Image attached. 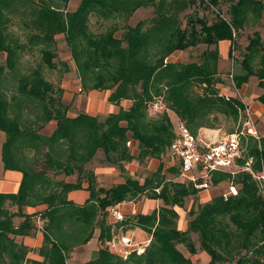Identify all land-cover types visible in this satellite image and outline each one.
<instances>
[{
	"label": "trees",
	"instance_id": "obj_1",
	"mask_svg": "<svg viewBox=\"0 0 264 264\" xmlns=\"http://www.w3.org/2000/svg\"><path fill=\"white\" fill-rule=\"evenodd\" d=\"M70 0H0V129L6 139L2 159L6 169L23 173L17 193L0 194V264H71L74 248L87 244L98 227L102 243L113 235L139 227L151 234L142 254L123 258L102 246L95 258L78 264H194L178 247L197 253L191 234L200 236L201 249L210 255L207 264H264V186L249 172L218 173L214 183L233 179L236 196L216 195L192 206L188 228L178 226L185 199L199 189L181 179H166L161 166L144 182L125 176L111 188L98 187L88 168L99 151L113 165L162 158L173 142L174 116L197 134L219 132L221 119L238 121L248 105L241 98L223 94L219 87V42L237 37L249 25L264 18V0H81L68 10ZM212 8L213 21L201 17L193 6ZM224 5L227 8L224 10ZM152 15L131 24L139 9ZM100 25L113 20L106 30ZM18 28V31L14 29ZM63 34L84 90L110 91L109 101L119 105L104 120L99 116L69 114L62 86L48 73L61 71L56 58L57 36ZM206 45L200 59L180 62L171 56L178 51ZM38 56V57H37ZM240 72L233 76L239 88L255 76L263 92L264 46L258 31L246 46ZM64 71L69 72L66 62ZM162 99L164 111L151 117L150 108ZM130 101L128 107L122 102ZM224 117V118H222ZM52 121L51 133L45 128ZM233 132V130L231 131ZM229 132V133H231ZM248 156L253 168L264 171V137H249ZM132 141L137 152L127 144ZM167 172L176 176L178 166ZM77 175L76 182L66 177ZM89 182V200L77 204L69 192ZM143 197L161 200L149 214H137L114 222L109 208ZM46 205L41 213L27 214L25 206ZM42 221L44 241L35 249L43 260L31 259L33 249L22 238L33 234ZM22 217L20 223L16 218Z\"/></svg>",
	"mask_w": 264,
	"mask_h": 264
},
{
	"label": "crops",
	"instance_id": "obj_2",
	"mask_svg": "<svg viewBox=\"0 0 264 264\" xmlns=\"http://www.w3.org/2000/svg\"><path fill=\"white\" fill-rule=\"evenodd\" d=\"M231 45L232 42L230 40H222L219 42V74L223 73V66L229 59ZM181 56H183V54H181L180 52H176L171 56V60L176 62L178 61L176 60V58ZM72 69L73 70H71V76H68L67 79L62 82V87L64 88L65 93L64 99L69 101V103H72L73 106V112L70 113L71 116H76L80 113H87L90 115L105 118L110 113L119 111L120 106L109 101V91L97 89L85 91L81 84V80L79 78L75 63H73ZM254 82L257 84V78L255 76H252L249 78V81L247 83H244L241 87L237 88L238 90H246L249 83L251 84ZM219 87L223 93H226V91H228V86L224 85L223 83H219ZM258 91H261L260 87L258 88ZM258 91L256 93H258ZM261 93L262 92H259L256 96L254 95V98H256V100H248L256 121L258 119H264V104H262L257 99V97ZM130 104V101L122 102V105L125 107H128ZM55 126V121L49 123L46 127V129L49 130L47 132L51 133L54 130ZM5 139V132L0 129V194H14L17 193L20 189L23 179V173L19 170L5 168L2 159V146ZM135 151L136 146L134 144L132 147V152L135 153ZM97 157L98 154L94 157L92 162L88 164V168L95 174L96 185L98 187L104 188H111L114 185L124 182L126 175L136 177L139 180H144L148 173L157 171L161 166H163V170L166 173L168 168L167 162H163V160H161L160 158H150L143 162L134 160L132 162L124 163L123 166H119L106 162L98 163ZM99 157H101L100 154ZM70 177L72 178L70 179ZM68 181L76 182L77 175L69 176ZM88 186L89 182L84 180L81 188L69 192L68 198L77 204L86 203L91 196V192L88 189ZM199 196L201 197V199H205L206 201L210 199V193H208V191L199 192ZM123 203L125 216L126 218H129L137 214L151 213L155 209L159 208V206L161 205V200L143 197L142 199L137 201H125ZM46 207L47 206L44 204L36 206H25L24 212L27 214L41 213L46 209ZM37 217V224L39 226V229H37V231H35L33 234L25 235L22 238V241L27 247L33 249V251L29 253V257L31 259L43 260V257L38 252L34 251L35 249L41 247L44 241V234L41 230L42 221L39 218L40 216L37 215ZM21 220L22 217H17L15 221L18 224ZM179 228L182 230L187 229L188 223H186L185 226L184 223H181ZM127 232L128 234L134 236L136 241H139L141 243L150 242L151 234L139 227H131L130 229H127ZM99 235L100 230L97 227L94 236L87 244L78 246L74 248L73 251H71L68 262L71 264H78L90 261L91 259L95 258L97 251L102 247L103 244L101 239L99 238Z\"/></svg>",
	"mask_w": 264,
	"mask_h": 264
},
{
	"label": "built area",
	"instance_id": "obj_3",
	"mask_svg": "<svg viewBox=\"0 0 264 264\" xmlns=\"http://www.w3.org/2000/svg\"><path fill=\"white\" fill-rule=\"evenodd\" d=\"M231 76L233 77V75ZM163 107L162 99H158L151 105V109H154L156 113ZM241 112V123L237 130L220 138L205 133L194 134L185 121L177 119L176 136L167 149L171 165L179 167L177 178L193 184L200 191H208L213 186H217L218 184L214 183V178L222 172L231 173L233 178L239 172H249L260 183H263L264 171L256 172L254 170V157L248 156L246 146V139L249 137L258 140L261 138L257 122L250 105H246ZM127 144L132 146L133 143L128 141ZM238 192L239 186L231 179L228 181V189L222 191L220 195L227 199L230 196L238 195ZM109 217L114 222L125 220L124 203L111 206ZM148 244L147 242H138L134 236L124 232L113 235L110 240L104 242L103 246L123 258H127L134 251L142 254Z\"/></svg>",
	"mask_w": 264,
	"mask_h": 264
},
{
	"label": "rangeland",
	"instance_id": "obj_4",
	"mask_svg": "<svg viewBox=\"0 0 264 264\" xmlns=\"http://www.w3.org/2000/svg\"><path fill=\"white\" fill-rule=\"evenodd\" d=\"M80 1L81 0H70L68 10L76 9L78 7ZM225 8H227L226 5H224V10H225ZM193 11H197L201 17L207 18L209 20V22L213 21L215 18V11L212 8L208 9V8H204V7L198 5V6L191 7V9L188 10L187 12H193ZM151 15H152L151 9L141 8L138 11H136V13L130 19V22H131V24H135L139 20L148 18ZM112 21L113 20L103 21V25H100L99 22L96 21V19H93V28L97 32L104 31L112 23ZM14 29L16 31H18L17 27H14ZM256 31H258L260 33L261 39H262V45L264 46V18H263L257 25L247 26L241 32V34L237 37L236 46L232 47L233 48L232 54L229 55V59L227 60L226 64H224V66H223V69H222L223 73L219 74V77L221 78L222 83L224 85L228 86V91H226V93H223V94L228 95V96H236L238 98H242L243 101L246 102L248 105H249L248 100H250V99L256 100V98H254V95L256 96L259 92H263V89L261 87H260L261 91H258V88H259L258 79H257V84L255 82L251 83V84L249 83L246 90H238V88H237V86L233 80V77L231 75L234 76L240 72L241 66H240L239 61L243 59L244 54L246 52V46L249 44L250 39L252 38V36H254ZM56 46H57L58 51H59V56H58V58H56V61L58 62L61 71L55 70V71L49 72L48 78L52 82H54V84L56 86H62V82L65 81L68 76H71V70H73L72 67H73L74 61L71 58V54H70L69 48L66 44V41L64 39L63 34H60L57 36ZM206 47H207L206 45L201 44L197 47H191V48L186 49V50L178 51L181 54H183V56L177 57L176 60H178L180 62H189V61H194V60L200 59V57L202 56V53L206 49ZM5 57H6L5 53L0 52V63H2V64L5 63ZM61 61L66 62L70 66L71 70L69 72L64 71L65 66L61 63ZM72 74H73V72H72ZM63 90H64V88H63ZM85 91H87V90H85ZM257 91H258V93H256ZM64 94L65 93L63 91V100L66 104L70 105V110H69V114H70L71 112H73V106H72V103H69V101L64 99ZM246 98H249V99H246ZM257 99H258V97H257ZM163 111H164V107L160 111H157V113H156V111H154V109L150 108V115H151V117H157L160 114H162ZM100 116H103V115H100ZM105 118L100 117V119H103V120ZM174 118H175L174 123L176 125L178 116H174ZM222 118H224V117H222ZM256 122H257V128H258L259 133H260L261 138H262V137H264V119H258ZM240 123H241V116H239L238 121H235L232 118L221 119L219 122V126H221L219 128V132L217 134H213V135L216 136V138L223 137L224 135L231 132L232 130L233 131L237 130ZM47 131H49V130H47L45 128V132H47ZM198 133L207 134V132L204 129H200V131ZM133 145L134 144H132L131 147H133ZM246 146L247 147L249 146V140L248 139H246ZM136 152H137V150L135 151V153ZM97 154H98V157H97L98 163H103L102 161L104 160V153L102 151H99ZM99 154L101 157H99ZM160 159L163 160V162H167L168 167L172 166L170 163V157H168L167 152ZM152 173L153 172L148 173L146 175V177L144 178V180L146 178L150 177ZM71 178L72 177H70V179ZM133 178L138 179L136 177H133ZM65 179L69 180V177H66ZM166 179L167 180H170V179H178L179 180L181 178H177V176L172 172H167ZM144 180H140V182L142 183V182H144ZM228 181L229 180H227L226 182H222L221 184H218L217 186L215 185L212 187V189L208 190V193H210V198L214 197L216 195H219L225 189L227 190L228 189ZM260 185L264 186V181H263V183H260ZM199 192H201V191H199ZM204 201H206V200L201 199V197L199 195L198 196L197 195H191L185 199V203H184L183 207H176V209L180 213V216L178 219V226L180 227L181 223L182 224L184 223V226H185V224L188 223L189 220L192 218L189 215V210L191 209V207L192 206L197 207V205L199 203H202ZM191 236H192V239L196 245L197 253L191 254L188 251L187 247L182 245V244H180L178 247L187 257L192 259L194 264H207L210 261V255L206 251L201 249L199 234L192 233ZM102 246H103V244H102Z\"/></svg>",
	"mask_w": 264,
	"mask_h": 264
}]
</instances>
